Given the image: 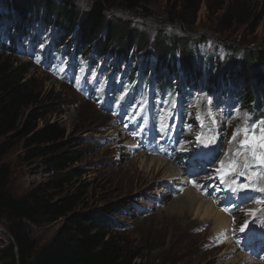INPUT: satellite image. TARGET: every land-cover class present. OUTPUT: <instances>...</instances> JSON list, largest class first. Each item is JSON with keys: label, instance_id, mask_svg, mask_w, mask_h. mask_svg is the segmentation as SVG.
<instances>
[{"label": "rangeland", "instance_id": "374dc122", "mask_svg": "<svg viewBox=\"0 0 264 264\" xmlns=\"http://www.w3.org/2000/svg\"><path fill=\"white\" fill-rule=\"evenodd\" d=\"M94 1H76L81 15L91 9ZM137 1L139 7L131 10L127 8L128 0H111L108 10L110 20L129 23L140 33L141 41L144 40L146 48L136 52L134 59L119 54L123 36L117 37L111 44L114 54L106 58L89 56L87 61L80 59L74 54L80 47L77 40H72L68 47L67 42L61 41L63 34L54 26L47 25L42 18L25 25L29 37L22 44L16 42L13 45L12 41H8V34L11 31L12 38L19 37V27L17 21L7 19L1 8L0 59H10L14 67L26 72V79L34 82L47 102L52 98L56 100L58 114L48 116L47 123H57L68 134L80 132L77 137L85 140L82 146L85 157L75 168L84 175L67 190L82 187L85 193L82 209L85 212L101 211L106 218L113 220L115 232L130 247L141 251L142 257L135 264L235 262L239 259L236 255L238 250L229 243L227 230L225 234L216 235L215 224L199 218L196 208L187 204L186 200L190 202L192 194L184 190L173 194V184L177 183L178 177L167 179L170 172L166 169L149 162L146 164L140 159H145V156L152 158L147 151L153 141L147 139V131L162 140L186 121L193 126L192 131L203 129L197 136V142L202 135L205 136L207 126L215 128L222 143L220 148L215 146L216 153L226 154L234 141L240 149L244 138L242 130L250 128L253 121L240 104L239 93L245 81L240 80L239 86L234 87L228 81L208 87L209 83L205 81L195 84L186 79L179 65L176 66V74L161 69L156 59V38L165 36L167 41L177 42L179 59L182 51L187 49L186 45L191 46L198 60H202L205 73H208L211 61L216 65L231 56L230 46L241 50H264V0H193L191 9L189 0ZM80 66L84 67V74H81ZM147 72L148 76L145 75ZM130 73L137 75L132 82ZM70 76L81 82L86 93L88 83L91 84L88 87L90 92L96 86V93L88 95L92 96L97 106L79 96L69 82ZM164 82L168 83L165 89L160 87ZM114 84L118 90L121 89L120 93H111ZM102 88L109 92L104 100L106 104L96 98ZM134 90H137L136 94L148 90V104L136 94L133 96ZM44 123L40 122L39 127ZM137 128L146 130L144 136L139 138L135 134ZM238 130H241V135L233 140ZM252 133L256 137L262 134L255 127ZM189 137L194 136L190 134ZM24 144L25 141L19 143L4 160L10 168L9 190L17 197L53 178L41 160H25L27 151ZM244 150L251 153L248 149ZM222 160L228 161L226 157ZM225 165L230 166V161ZM193 176L201 183L206 182L205 174ZM243 186L235 190V194L231 193V202L226 204V213L235 217L238 229L251 221L258 205L264 207V201H260L264 199V183L259 187ZM222 191L226 192L224 200H227L230 194L227 185H222ZM255 192L259 194V199L249 201L248 196ZM63 224L64 220H60L30 228L37 251L51 241ZM7 238L5 229L0 225V247ZM231 251L235 253L229 254ZM239 255L246 258L249 254Z\"/></svg>", "mask_w": 264, "mask_h": 264}, {"label": "trees", "instance_id": "16d2710c", "mask_svg": "<svg viewBox=\"0 0 264 264\" xmlns=\"http://www.w3.org/2000/svg\"><path fill=\"white\" fill-rule=\"evenodd\" d=\"M76 1L0 0V8L10 22L17 21L19 38L28 34L25 25L42 18L63 34L61 41L67 42L68 47L72 40H77L80 46L77 54L84 51L101 56L112 54L111 44L122 36L119 54L125 58H133L136 52L146 48L140 33L129 23L110 20L111 0H95L82 15ZM192 4L193 0H189L190 9ZM137 7V0H128L127 8ZM2 18L0 13V22ZM9 39L15 42L17 38L9 36ZM156 44L159 68L176 74L179 65L187 76L209 83L208 87L226 81L239 86L240 80L245 81L239 93L243 108L255 115L264 112L263 49L241 50L230 46L231 56L216 65L211 61L205 73L202 60H198L191 46L186 45L180 60L177 42L158 36ZM21 70L10 59H0V225L9 237L0 247V264H135L142 257L141 251L130 247L115 232L113 220L101 211L82 209L85 197L82 187L67 190L84 175L75 166L85 157L82 147L85 140L77 137L79 131L68 134L57 123L46 122L48 116L58 114L59 106L53 98L47 102ZM43 121L44 125L39 127ZM23 141L27 151L25 160H41L53 178L17 197L9 190L10 168L4 160ZM60 220H64L63 226L37 251L30 228Z\"/></svg>", "mask_w": 264, "mask_h": 264}, {"label": "bare ground", "instance_id": "6f19581e", "mask_svg": "<svg viewBox=\"0 0 264 264\" xmlns=\"http://www.w3.org/2000/svg\"><path fill=\"white\" fill-rule=\"evenodd\" d=\"M112 89L115 90L116 88L112 87ZM192 129H193V126L190 125L189 122L187 121L183 122L174 128V133L172 135H169L167 138L164 139L166 140V144L164 146L162 145L159 146L158 151L160 153H164L168 157L167 159H162V158H157V157L146 158L145 156V159H142L140 157L141 158L140 160L146 164H148L149 162L151 164L161 166L162 170L166 169V171L170 172V174L166 176L167 179L172 180V179H175V176H176L178 177L177 184L186 183L188 186L187 188L184 189L183 192L186 191V193L193 195L192 198L189 199L190 202L186 200L187 204L191 208L192 207L196 208L197 216L199 218L206 220V221H212L215 224L213 228H214V231L217 232L216 235L225 234L226 230H227V234L235 235L236 233H238L237 232L238 227H234V226L232 227L231 225L232 221L226 215H224L221 211H218L216 208L217 206H213L212 203L210 202V199H207L208 197H212V196L215 199L217 198L218 191L216 195H214V192L215 190H218L217 189L218 187L215 185L214 187L211 186V188L202 191L200 185H198L199 180H189V175H187V180L185 182H182V175L183 173L186 172L185 168L179 167L178 165V164H182V160L185 162L187 157L189 156H194V157L200 156L202 158L201 161L205 163L207 157L212 155V152L206 149V144L199 146L195 150L187 151V146L193 143V142H189V139H190L189 135L192 134ZM180 130L185 131L188 134V136H183L181 134L182 132H178ZM215 136H216L215 128L212 126H207L205 130V138L210 140L211 145L216 146L219 143L215 141ZM214 148L215 147H212L211 151H214ZM238 150L239 148L235 141L232 143L231 147L226 150V155L229 158L228 160H230V167L227 173V177H223V174H222L221 181H225L227 183V186L230 188V190H235L236 188L240 189L244 187L243 184H249L254 187L261 186L264 183V176L262 175L260 170L254 166V164L252 163L246 151H242V154L237 155ZM155 152L156 150L154 151V153ZM132 154L133 156L137 155L136 153H132ZM218 161H219V157L214 156L212 159V163L211 162L207 163L206 166H210L213 163L218 162ZM246 163L248 165L247 167L245 166ZM233 164H235L234 168L232 167ZM210 169H214V168H210ZM207 183L210 184L208 179H207ZM179 187L181 189L184 188L183 185H179ZM258 197H259V194L255 192L254 194L250 196L249 201L255 198L259 199ZM260 201L262 202L264 201V199ZM256 212L257 213H255V215L253 216V218L251 219V222L252 224H254L255 227H258L264 231V207H261L260 205H258V210L256 209ZM262 236L264 237V233L262 234ZM230 241L231 242L229 243L234 246L240 243L238 241H235V242H232V240ZM261 242H264V238H263V241ZM254 244L256 245L257 243H254ZM239 251L240 249H238V254H236L237 257H239V259L236 260L235 262L234 261L228 262L226 264H233V263L234 264L235 263L264 264V247L259 250V253L262 254V261L259 263L250 260L248 256H246V258H243V256L239 255L240 254ZM233 253H235V251H231L229 254H233ZM223 255H226V254L224 253Z\"/></svg>", "mask_w": 264, "mask_h": 264}, {"label": "snow or ice", "instance_id": "6c2138e0", "mask_svg": "<svg viewBox=\"0 0 264 264\" xmlns=\"http://www.w3.org/2000/svg\"><path fill=\"white\" fill-rule=\"evenodd\" d=\"M242 134L244 138L240 142V149L237 155L242 154L244 149H248L251 151L253 161H258L261 166H264V132H262L259 137H256L249 129L245 128L242 130ZM238 135H241V130H238L237 133L233 135V140H235ZM258 150L259 155H257ZM245 166H248L247 163ZM232 167L234 168L235 164H233ZM245 226L241 227V232H244Z\"/></svg>", "mask_w": 264, "mask_h": 264}]
</instances>
